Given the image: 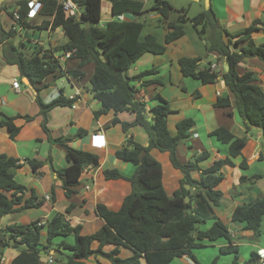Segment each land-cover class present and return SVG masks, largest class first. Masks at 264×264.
<instances>
[{
  "label": "trees",
  "instance_id": "16d2710c",
  "mask_svg": "<svg viewBox=\"0 0 264 264\" xmlns=\"http://www.w3.org/2000/svg\"><path fill=\"white\" fill-rule=\"evenodd\" d=\"M71 1L81 9L79 19L67 15L57 4V0H38L40 6L37 14L49 19L43 20L40 26L32 27L25 21L29 0H17L12 10L7 11L10 17L14 11L19 14L16 27L40 30L48 28L53 31L60 28L67 37V42L47 49L30 47L25 42L15 45L12 40L17 35L16 28L5 30L0 23L3 57L8 64L16 65L20 76L26 78L39 92L47 77L56 76L61 71L55 54L72 51L70 59L78 60V65L66 71L69 78L81 80L85 76L83 68L89 64L94 67L89 88L93 97L102 105L94 115L98 117L108 112L115 115L120 112L133 113V122H120L115 117L112 124L120 123L124 132L133 126H141L149 141L144 146L129 138L115 152L117 159L134 166L132 176L126 177L117 169L103 170L106 180H127L131 184V192L123 199L117 211L97 204L96 213L104 221L99 230L90 235H82L81 225L70 224L64 214H55L45 224L37 220L28 224L8 225L0 228V258L5 249L14 248L19 253L10 264H42L41 253L48 254L50 251L66 264H84L89 257H100L111 264H141L142 259L148 264H170L175 258L182 256H188L196 262L193 251L202 246V241L225 240L228 245L221 247L220 252L232 255L231 264H240L239 247L233 244L227 227L215 217L213 207L222 198L221 191L216 189L222 180L220 170L225 165H233L232 160L241 155L246 140L235 138L228 129L219 127L209 135L229 145L226 158L216 160L207 169H201L198 165L208 156L207 152L188 162H181L177 158L176 148L189 137L194 122L191 119L177 122L175 134H170L168 116L172 111L159 94L153 96L154 105L148 111L152 115L149 121L146 104L136 97L139 91L136 84L139 87L163 86V82L161 79L144 80L147 76L157 74L155 68L133 76L128 71L145 53L163 54L167 44L183 36V24L190 22L199 38L206 43L207 53H215L224 59L227 69L216 71L210 61L201 67L199 62L207 59V55L198 58L182 57L178 59L182 75L198 80L203 85L222 80L234 98L235 108L243 119L246 132L259 129L264 142V91L252 72H237V66L244 59L255 58L264 65V45L256 44L252 38L257 30L255 24L241 33L231 34L219 24L211 4L193 17L187 15V9H180L177 22L173 23L167 21L171 10L169 0H152L148 9L144 7L142 0H105L110 3L112 19L99 26L103 0ZM150 12L159 15L166 24L164 44L157 42L153 34H146L141 38L144 26L142 16ZM125 14L132 15L134 19H117V16ZM197 95L195 92L194 96ZM36 101L43 117L42 128L48 133L44 125L48 111L58 106H72L75 98L67 99L60 94L49 103H43L39 97ZM229 106L228 98H218L215 103L216 108L224 109ZM17 118L32 120L29 116L9 117L0 112V127L7 130L10 139H14L20 131V127L14 123ZM83 134L85 131L80 129L76 136L81 137ZM71 139H55L65 149V161L68 165L59 170L52 168L61 179L68 199L75 194L74 187L79 184L82 171L99 162L97 155L72 148L69 145ZM152 149L167 152L172 166L182 175L179 189L171 195L164 189L161 164L151 155ZM26 162L35 175H40L41 162ZM20 165L18 159L0 154V218L38 208L43 203V198L38 199L33 192L26 197L27 188L15 180L14 170ZM239 166L247 168L245 160ZM193 173L198 174L197 179L192 177ZM262 177L264 173L250 179L242 178V181ZM186 184L189 188H185ZM51 193V200H54V192ZM186 197H189L188 202L185 201ZM188 208L190 212L187 211ZM231 219L233 222L244 223L245 230L259 236L263 232L264 198L236 207ZM208 222H211V226L202 229ZM43 231L46 232L44 245L41 244ZM70 237L73 238L72 244L65 240ZM57 238L62 240L55 243ZM106 247L111 249L106 251ZM121 249L130 250L131 255L121 258ZM65 250L68 254L62 252ZM97 264L102 263L97 261ZM244 264H261L260 256L251 252Z\"/></svg>",
  "mask_w": 264,
  "mask_h": 264
},
{
  "label": "crops",
  "instance_id": "0c3cea01",
  "mask_svg": "<svg viewBox=\"0 0 264 264\" xmlns=\"http://www.w3.org/2000/svg\"><path fill=\"white\" fill-rule=\"evenodd\" d=\"M200 1L205 0L190 2L197 5ZM209 1L219 24L224 29L231 34H238L255 24L257 30L252 38L256 44L264 45V0ZM190 6L192 5L190 4ZM179 10L174 11L171 6L167 21L177 22ZM188 10L187 7V15ZM108 14L106 19L101 17L99 26H103L112 19L109 2ZM123 17L124 19H134L132 15L127 14ZM5 19L7 22V17ZM47 19L49 18L36 14L28 19V23L32 27L40 26L41 22ZM142 19L144 26L141 38L146 34H153L157 42L164 44L167 28L160 16L150 12L144 14ZM257 20L258 23H255ZM13 27L16 28L18 37L19 35L23 37L24 32H30L31 37H34L35 40L39 38L35 48H54L67 42V37L60 28L54 31L47 28L46 31H50L47 33L38 28L19 29L12 22L11 28ZM183 29V36L167 44L163 54H143L131 67L128 74L133 76L144 70L155 68L157 74L147 76L144 80L161 79L163 82V86L139 87L136 84V87L139 88L136 97L146 104L149 121L152 115L148 111L154 105L153 96L159 94L169 104L172 111L168 116L170 134H175L177 122L183 119H191L194 122L189 137L181 141L176 148L177 158L181 162H188L195 156L207 152L208 156L198 164L201 169H207L216 160L226 158L229 145L223 144L209 135L219 127L228 129L235 138L246 140L241 155L232 160L233 165H225L220 170L219 174L222 180L216 189L221 191L222 198L219 204L213 207L215 217L223 222L230 233L233 244L239 247V263L244 264L251 252L264 256V222L262 224L263 232L256 237L252 231L244 229V223L233 222L231 217L236 207L264 198V177L252 181H242V178L250 179L264 173L263 135L259 129H255L256 133H253L254 129L249 133L246 132L243 119L235 108L234 98L222 80H218L214 84L203 85L198 80L182 75L178 65V59L182 57L198 58L207 55V59L199 62L201 67L210 61L216 71L227 69L224 59L215 53H207L206 43L199 38L190 22L184 23ZM157 31L159 35L156 33ZM61 54L56 53L55 57H59ZM77 65L78 60H67L60 66L61 71L56 76L47 77L37 92L35 87H28L22 83L18 67L7 63L2 55L0 44V112L9 117L19 115L32 118L31 121H25L22 118L15 119L14 123L20 127V131L14 139H10L7 130L0 127V154L20 161L21 165L14 170V173L15 180L27 188L25 196L29 197L33 192L38 199L43 198V203L38 208L26 209L1 217L0 228L12 224H28L37 220L45 224L55 214H64L70 224L81 225L82 235H90L104 224V221L96 213L97 204L117 211L123 199L131 192V184L127 180H106L103 170L117 169L126 177L132 176L134 166L117 159L115 152L125 145L129 138L141 145H147L148 135L141 126H133L124 132L120 123L112 124L115 117L120 122H133L135 119L133 113L120 112L115 115L113 112H108L98 117L95 116V112L99 111L102 105L93 97L89 88V79L94 67L92 64L85 66L83 68L85 76L81 80L69 78L66 71L76 68ZM237 72L239 74L252 72L256 77L257 84L264 91V65L262 62L255 58L244 59L237 66ZM13 80L19 82L18 90L12 87ZM195 92L198 93L197 96H194ZM60 94L67 99L75 98V102L72 106H58L48 111L44 120V125L48 129V133H46L42 128L43 117L36 98L39 97L43 103H49ZM218 98H228L230 106L224 109L216 108L215 103ZM80 129L85 131V134L77 137ZM59 137L72 138L69 142L72 148L90 152L99 157L96 166L86 168L85 172L81 173L79 184L74 187L75 194L70 199L66 198L64 194L61 179L52 171V168L59 170L68 165L65 161V149L55 141ZM151 155L161 164L162 183L166 193L171 195L179 189L182 175L172 166L167 152L152 149ZM27 160H36L42 163L39 170L40 175L33 173L26 162ZM242 160H245L247 164L245 169L239 166ZM192 177L197 179L198 174L193 173ZM86 185H89V189H85ZM52 191L54 200H51ZM46 195L50 196L49 201L44 199ZM210 226L211 222H208L202 229H208ZM45 237L46 232L43 231L41 234V244L43 245ZM60 240L62 238H57L55 243ZM65 240L69 244L73 243L72 237ZM201 245L193 251L198 264H231L232 255L220 252L221 247L228 245L227 241H202ZM93 247L95 248L96 244ZM110 249L111 247L105 248L106 251ZM62 252L68 254L66 250ZM18 253L19 251L14 248L5 249L0 258V264H10ZM130 255V250L121 249V258H127ZM48 257L53 258V264H66L60 261L53 251L48 254L42 252L41 263L48 264ZM189 259L196 264L188 256L175 258L170 264H189ZM97 261L102 264H111L100 257L98 259L89 257L84 261V264H97ZM141 264L148 263L142 259Z\"/></svg>",
  "mask_w": 264,
  "mask_h": 264
},
{
  "label": "rangeland",
  "instance_id": "374dc122",
  "mask_svg": "<svg viewBox=\"0 0 264 264\" xmlns=\"http://www.w3.org/2000/svg\"><path fill=\"white\" fill-rule=\"evenodd\" d=\"M16 1L17 0H6L0 6V8H2V9H0L1 10L0 11V23H1V25L5 29H7V28L10 29L11 28V23L12 22H11V19H10L9 15H7L8 14L7 11L12 10V7L15 6ZM142 1L144 2V7L146 9H148L151 6V4H152V0H142ZM190 1H188V0H169V2L171 4L172 8L174 9V11L175 10H179L180 8L187 9V7H188V9H189L188 10V16L189 17L195 16L196 14L199 13L200 10L203 11V10H206L207 9L206 8V1H200V3L197 4V5H196V3H192ZM190 4L192 6H190ZM189 7H191V8H189ZM108 15H109L108 14V2L105 1V0H103L102 1L101 17H102V19H106L108 17ZM5 17H7V22L5 21L6 20ZM8 18H9V21H8ZM41 31L42 32L45 31L47 33L50 32V31H46V30H42V29H41ZM156 33L158 34V31ZM31 35L32 34L30 32H24V36L23 37H21V35H19V37L18 36H15V38L12 41L14 42L15 45L20 44V42H23V43L25 42V44H27L28 46L34 47L36 45H33V43H30V41L32 40V38L34 39V37H31ZM39 36H40V34H39ZM53 37H54V35H53ZM55 39H56V37H55ZM36 41L38 42L39 41V38ZM58 41L62 42L61 40H58ZM27 51H29V50H27Z\"/></svg>",
  "mask_w": 264,
  "mask_h": 264
},
{
  "label": "built area",
  "instance_id": "2783aa9c",
  "mask_svg": "<svg viewBox=\"0 0 264 264\" xmlns=\"http://www.w3.org/2000/svg\"><path fill=\"white\" fill-rule=\"evenodd\" d=\"M57 4L62 7V10L67 15H69L71 17H74V18H77V19L80 18L81 9L77 5H75L71 0H57ZM39 6H40V4L38 3V0H29V2H28V9L29 10H28L27 17H26L25 21H28L29 18H31V17H33V16H35L37 14ZM117 19L121 21V20L124 19V17H123V15H119V16H117ZM11 20L16 25V21L19 20V14L16 11H14L12 13ZM19 29H21V28H19ZM30 43H33V45H37L38 44V42L35 39H32L30 41ZM71 53H72V51H66V52L62 53L61 56L56 57V60H57L58 64L60 66L65 64L67 62V60L70 59ZM11 85H12V87L15 90L19 89V82L17 80H13ZM85 170L86 169H84L83 171L85 172ZM85 189H89V185H86ZM44 199L49 201L50 200V196L46 195L44 197ZM47 262H48V264H53L54 260H53L52 257H48ZM188 262H189V264H195L190 259L188 260ZM260 263L264 264V256H260Z\"/></svg>",
  "mask_w": 264,
  "mask_h": 264
},
{
  "label": "water",
  "instance_id": "95a60500",
  "mask_svg": "<svg viewBox=\"0 0 264 264\" xmlns=\"http://www.w3.org/2000/svg\"><path fill=\"white\" fill-rule=\"evenodd\" d=\"M6 0H0V6L5 2ZM191 1H198V0H191ZM206 1V8H208L210 6V1L209 0H205ZM22 83L28 87H32L29 83V81L26 78H22ZM253 133H256L255 129L253 130ZM185 188H189V186L186 184ZM186 202L189 201V197H186L185 199ZM188 212H190V208L187 209Z\"/></svg>",
  "mask_w": 264,
  "mask_h": 264
}]
</instances>
